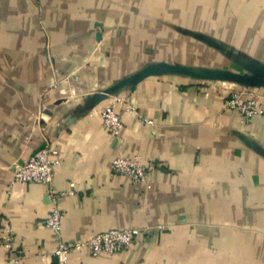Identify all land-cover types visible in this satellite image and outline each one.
Returning <instances> with one entry per match:
<instances>
[{
	"label": "crops",
	"instance_id": "crops-1",
	"mask_svg": "<svg viewBox=\"0 0 264 264\" xmlns=\"http://www.w3.org/2000/svg\"><path fill=\"white\" fill-rule=\"evenodd\" d=\"M191 33L264 63V0H0V226L14 233L0 264H55L59 241L131 227L143 232L126 249L69 264H264V113L227 108L242 86L151 76L122 92L135 110L119 135L102 122L109 98L87 100L153 62L239 71ZM47 145L64 195L12 183ZM119 156L139 157L152 187L112 173Z\"/></svg>",
	"mask_w": 264,
	"mask_h": 264
},
{
	"label": "built area",
	"instance_id": "built-area-1",
	"mask_svg": "<svg viewBox=\"0 0 264 264\" xmlns=\"http://www.w3.org/2000/svg\"><path fill=\"white\" fill-rule=\"evenodd\" d=\"M246 98V96H249ZM123 105L121 110L119 107ZM226 106L241 113L246 123H249L254 116L264 113V105L260 96L252 94L248 87L233 89L228 93ZM135 107L123 94L109 97V102L101 109L103 125L113 134L119 135L124 128L122 114L127 111H134ZM148 123L152 121L147 120ZM58 151L49 145L37 150L25 163L16 165L13 170L12 183H39L49 187L50 194L57 196L66 192L58 193L53 188L54 168L57 163ZM110 169L114 174L128 177L134 184L145 183L147 188H151V182L147 177V167L141 162L139 157L119 156L110 164ZM68 193H74V185L71 184ZM63 213L58 207H53L50 215L46 219V225L60 236L62 231ZM143 229L131 227L125 229H110L99 232L88 238L77 240L73 243L59 241L54 250L55 264H69L70 254L73 250L87 248L92 255L99 256L103 253L114 254L130 246ZM14 233L10 226H0V246L9 251H13Z\"/></svg>",
	"mask_w": 264,
	"mask_h": 264
},
{
	"label": "water",
	"instance_id": "water-1",
	"mask_svg": "<svg viewBox=\"0 0 264 264\" xmlns=\"http://www.w3.org/2000/svg\"><path fill=\"white\" fill-rule=\"evenodd\" d=\"M197 39L232 58L239 71L228 68L197 67L165 61L150 63L135 73L117 81L101 92L88 95L90 106L107 100L110 96L122 94L126 90L133 91L136 86L151 76L176 75L201 81H222L248 88L264 87V63L233 51L225 43L202 33H191ZM100 37V35H99ZM264 156V149L260 150Z\"/></svg>",
	"mask_w": 264,
	"mask_h": 264
}]
</instances>
